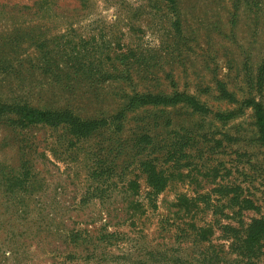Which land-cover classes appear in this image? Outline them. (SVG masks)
I'll return each instance as SVG.
<instances>
[{
  "label": "rangeland",
  "instance_id": "374dc122",
  "mask_svg": "<svg viewBox=\"0 0 264 264\" xmlns=\"http://www.w3.org/2000/svg\"><path fill=\"white\" fill-rule=\"evenodd\" d=\"M174 95L200 110L131 102ZM247 102L264 112V0H0V104L105 121L76 138L0 115V165L36 180L27 219L18 205L5 207L11 196L0 186V264H159L158 253L176 244H65L34 223L63 217L67 229L76 221L95 235L101 223L88 218L129 213L125 200L144 205V162L168 177L156 209L144 206L136 222L144 234L155 236L161 216L188 221L176 215L178 197L206 198L197 220L213 233L202 245L218 251L211 264H243L221 230L264 220V146ZM127 181L138 189L112 192Z\"/></svg>",
  "mask_w": 264,
  "mask_h": 264
},
{
  "label": "trees",
  "instance_id": "16d2710c",
  "mask_svg": "<svg viewBox=\"0 0 264 264\" xmlns=\"http://www.w3.org/2000/svg\"><path fill=\"white\" fill-rule=\"evenodd\" d=\"M179 101L188 103L194 111L200 110V106L194 103L189 97H183L174 95L172 98H158V97H136L131 100L132 103L137 106L140 105H166L173 104ZM251 106L254 112V124L257 130L258 139L262 146H264V112L259 104H252L247 102ZM12 115L13 120H9L10 125H16L21 127L30 126H49L56 128L62 126L66 129L68 134L76 138H85L90 134L96 132L99 128L105 125L104 120H80L73 116L66 110L48 111L38 110L26 105H3L0 104V115ZM116 116L114 119H117ZM140 172L145 175V184L148 188V192L145 196L144 205L142 202L134 201L132 199L125 200L127 203L126 209L130 210L128 213L125 211L120 217L116 214L105 213L104 217L101 215L97 217L88 218L84 221L85 225H92L99 221L100 227L97 229L95 235L89 234L86 230H78L74 228V225L78 222H71L72 228L67 229L62 223L64 218H60L59 221L52 218H36L34 222L37 228L45 231H52L59 237L63 238L65 244H119L124 242L126 244H170L175 245V251H170L167 254V249L158 253L159 264H211L218 260V251L207 253V249H204L203 244H212L211 237L212 231L209 224L204 220H197L198 213L203 212L206 207V198H186L180 196L176 199L175 207H177V213H182L184 217L188 218V221H182L181 218H175L170 220L169 218L161 216L157 220L153 229L154 237L149 238L144 234V228L136 225L140 216H143L144 207L146 210L154 211L156 209L155 196L163 191L167 185L168 177L164 176L161 171H156L154 166L150 162H144L139 165ZM6 169L3 165H0V186L7 184L11 198L5 200V207L12 204L18 205L20 208L19 214L21 219H27V198L31 197V193L35 190L33 187L36 183L35 176L31 170L27 169L19 178L11 176L5 173ZM117 184L119 186H117ZM112 187V192H118L120 195H125L127 192L133 193L138 189V185L134 181L117 182ZM16 190V191H15ZM111 191V190H110ZM18 192V193H17ZM21 194V197L15 195ZM9 196V197H10ZM17 198L15 199L14 198ZM204 204V208L199 209L196 202ZM241 205L245 209H251L250 202L242 200ZM249 205V207H248ZM139 211V212H138ZM175 215V214H174ZM45 219V220H44ZM69 220V218H66ZM113 221V222H112ZM112 222V223H111ZM81 223V222H80ZM65 228H64V227ZM124 226L130 230L117 231L118 227ZM45 228V229H42ZM110 227L116 228L109 230ZM131 231L133 233H131ZM222 232L225 233V237L229 239L230 246L234 247L235 257L239 259L243 264H260L261 251L264 248V220L252 219L246 226L243 232L238 233L233 227L225 226ZM13 239L12 232L9 234ZM22 235V234H21ZM13 241V240H12ZM177 252V253H175ZM175 253V254H174ZM165 256H168L166 258Z\"/></svg>",
  "mask_w": 264,
  "mask_h": 264
}]
</instances>
